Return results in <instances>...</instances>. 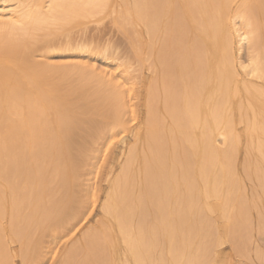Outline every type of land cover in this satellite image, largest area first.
<instances>
[{
	"label": "bare ground",
	"instance_id": "obj_1",
	"mask_svg": "<svg viewBox=\"0 0 264 264\" xmlns=\"http://www.w3.org/2000/svg\"><path fill=\"white\" fill-rule=\"evenodd\" d=\"M107 16L142 69L143 114L118 89L103 97L114 120L94 159L120 150L101 195L88 183L73 191V121L60 98L33 79L19 87L34 70L0 66V264H34L57 243L59 264H232L226 243L250 259V233L264 228V0H0V49ZM66 46L90 50L83 39ZM112 60L130 79L132 66ZM96 203L94 227L67 245Z\"/></svg>",
	"mask_w": 264,
	"mask_h": 264
},
{
	"label": "rangeland",
	"instance_id": "obj_2",
	"mask_svg": "<svg viewBox=\"0 0 264 264\" xmlns=\"http://www.w3.org/2000/svg\"><path fill=\"white\" fill-rule=\"evenodd\" d=\"M91 19H71L60 24L48 25L41 30L35 31L31 37L25 40L15 42L3 48L1 47L0 66L2 68L6 67V58H10L9 62L13 63H11L12 70L17 72L19 70L21 73H23L24 69L34 70L33 72L31 71L32 73L26 70L27 74L24 72V75L18 72L22 78L19 80L21 84L18 82L19 87L22 89L27 87L26 84H30L32 82L31 79H33V81L35 80L34 84L32 83L33 85L41 82L43 84L41 86L44 89H48L52 93H50L51 95L55 94L60 98V104L57 109L65 113L73 121V132H71L72 135L70 136L73 144L70 143V150L68 149L73 157V164L77 168V178L73 185V191H79L82 188L81 183H88L87 185L90 184L93 188L95 185V189L101 188L99 192L101 190L103 193L105 190V182L102 180L103 175L106 171L112 170L114 164L113 170L116 168L119 160L120 145L115 147L114 153L111 155H109V152H107V155L105 149H101L100 153L102 155L94 159L96 153H98L97 149L101 145V136H104L105 131L108 132L111 129L114 120L108 109L101 108L102 99L107 95L108 90L114 89L113 91H117L118 89V91L120 90L119 92L123 93L127 101L130 99L128 101L129 104L135 105L134 108L142 115L143 108L141 102L143 89L141 78L143 77V72L138 62H135L136 58H134V54L129 49L130 43L125 33L116 25L113 16L105 17L100 23H96V18ZM82 39L89 46V53L73 51L70 47L66 46L67 41L75 42ZM105 46L109 48L104 53L103 48ZM112 54L117 58V63L120 65L122 64L121 62H126V64L132 66L130 79L123 72L124 65L118 69H112ZM45 64H50L49 66H52V71L50 67L48 70L46 68L48 66ZM44 66L46 67L44 68ZM34 67L36 69H33ZM63 70L65 72H62ZM146 75L147 73L144 76ZM22 76L27 77L23 79ZM5 85L7 88L12 87L13 81L8 80L5 82ZM125 140L126 142L131 141L130 134L126 135ZM101 146L103 147V145ZM103 152L105 153L103 154ZM110 156L112 160L115 159L116 163L114 160H111ZM89 168H92L91 177L86 175L90 173ZM100 170L102 171L100 172ZM88 177L90 180L88 181L92 183L86 181ZM102 193L98 194L101 195ZM93 208L94 210H91L90 217L86 221H82L83 225L68 235L67 245L76 243V241L78 242L83 233L90 231L89 229L94 227L95 218H99L100 216L98 203ZM250 236L252 237H250L251 245H249L248 251L250 259L246 258V260L241 255H238L235 250L230 248L229 243L222 246L225 255L229 256L231 254L232 264H245L246 262V264H256L258 260H255V256L253 258L251 256L255 255L259 250L264 254L262 252L264 251V228H254ZM16 245H10L14 250V254L15 252L17 254L18 251V245ZM45 245L47 246L49 243L47 242ZM53 245L51 246L55 248L54 253L44 256L36 255L32 262L34 261V264H59L63 245L61 244V246L59 243ZM250 246L253 249L252 251L250 250ZM261 258L260 264H264V256ZM18 263L21 264L19 256L15 257L13 264Z\"/></svg>",
	"mask_w": 264,
	"mask_h": 264
}]
</instances>
